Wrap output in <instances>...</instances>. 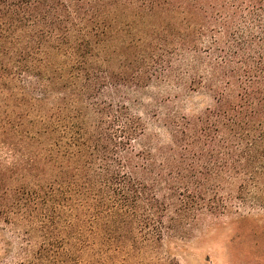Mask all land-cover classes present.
Masks as SVG:
<instances>
[{"label": "trees", "instance_id": "trees-1", "mask_svg": "<svg viewBox=\"0 0 264 264\" xmlns=\"http://www.w3.org/2000/svg\"><path fill=\"white\" fill-rule=\"evenodd\" d=\"M259 209L264 0H0V222L35 246L18 264H175L163 243Z\"/></svg>", "mask_w": 264, "mask_h": 264}, {"label": "rangeland", "instance_id": "rangeland-1", "mask_svg": "<svg viewBox=\"0 0 264 264\" xmlns=\"http://www.w3.org/2000/svg\"><path fill=\"white\" fill-rule=\"evenodd\" d=\"M174 95L166 88L155 86L146 92L147 101L149 98L164 99ZM186 103L197 113L210 105L206 96H196L195 93ZM186 110L190 112L188 108ZM244 215L246 225L231 215L203 217L195 226L188 227L183 237L163 243L157 255L163 259L169 256L175 264H264V209L247 210ZM0 238L8 244L2 247L0 243V264L31 260L35 246L31 244L27 247L20 239H15L1 222ZM149 256L150 253L146 252L141 259Z\"/></svg>", "mask_w": 264, "mask_h": 264}]
</instances>
